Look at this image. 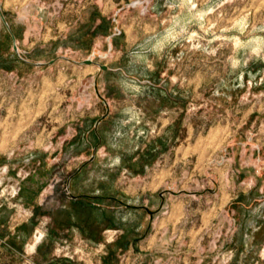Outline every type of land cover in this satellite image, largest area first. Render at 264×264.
Segmentation results:
<instances>
[{
  "label": "rangeland",
  "instance_id": "rangeland-1",
  "mask_svg": "<svg viewBox=\"0 0 264 264\" xmlns=\"http://www.w3.org/2000/svg\"><path fill=\"white\" fill-rule=\"evenodd\" d=\"M0 6V264H264V0Z\"/></svg>",
  "mask_w": 264,
  "mask_h": 264
},
{
  "label": "crops",
  "instance_id": "crops-1",
  "mask_svg": "<svg viewBox=\"0 0 264 264\" xmlns=\"http://www.w3.org/2000/svg\"><path fill=\"white\" fill-rule=\"evenodd\" d=\"M180 196L181 195H179V197ZM189 196H191L193 198V197H196L197 195L189 194ZM168 197H169V199H172L174 197L176 198V196L172 195V194H169ZM168 197L165 196V191H163V193H161V192L158 193V195L155 198H153V199L157 201L156 202V206L161 207L163 205L162 202L164 200L166 201V199L168 200ZM200 197H203V194H201L199 196V198ZM73 199H77V197L74 196ZM154 200H153V202H154ZM178 217H179L178 214L177 215H173V213L170 211L165 219H162L161 222H158V224H156V226H154L152 237H150L152 239H150V238L148 240H147V238L144 239V242L147 240V244H146V246L144 248L142 246L144 242L143 241L140 242V250L143 251V250L148 249V248L151 249V250L157 249L158 248V244H159L158 242H161L160 240L162 239V235L164 233H168L169 232V227H167L168 224H170L171 222H174V220L176 218H178ZM199 217H201V216H199ZM200 220H201V218H200ZM202 227H203L202 224L198 225V227H196L197 231L201 230ZM193 253H195V252L193 251ZM194 255L196 256V253Z\"/></svg>",
  "mask_w": 264,
  "mask_h": 264
},
{
  "label": "water",
  "instance_id": "water-1",
  "mask_svg": "<svg viewBox=\"0 0 264 264\" xmlns=\"http://www.w3.org/2000/svg\"><path fill=\"white\" fill-rule=\"evenodd\" d=\"M0 19L2 20V22H3V24L5 25V27H6V29L8 30V32L11 34V38H12V41H13V44H12V49H13V51H14L16 54H18V49H17V46H16V44H15V38H14L13 34L10 32L9 26H8V24H7V22H6L5 18H4V16H3L2 13H1V6H0ZM83 63H85V64H91L92 61L88 59V60L83 61ZM99 68H100L101 70H106V69H107V67H106L105 65H99ZM105 117H106V114H104V115L102 116V119H104ZM97 123H98V122H97ZM92 158H93V157H92ZM92 158H91V159H92Z\"/></svg>",
  "mask_w": 264,
  "mask_h": 264
},
{
  "label": "bare ground",
  "instance_id": "bare-ground-1",
  "mask_svg": "<svg viewBox=\"0 0 264 264\" xmlns=\"http://www.w3.org/2000/svg\"><path fill=\"white\" fill-rule=\"evenodd\" d=\"M214 139V138H213ZM212 142V141H211Z\"/></svg>",
  "mask_w": 264,
  "mask_h": 264
}]
</instances>
